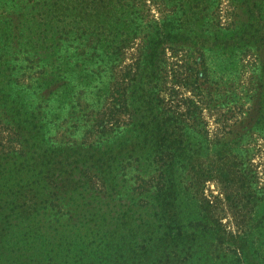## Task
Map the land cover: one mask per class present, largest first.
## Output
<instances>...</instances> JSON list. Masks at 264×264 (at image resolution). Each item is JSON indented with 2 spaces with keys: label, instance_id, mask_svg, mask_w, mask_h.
Wrapping results in <instances>:
<instances>
[{
  "label": "trees",
  "instance_id": "trees-1",
  "mask_svg": "<svg viewBox=\"0 0 264 264\" xmlns=\"http://www.w3.org/2000/svg\"><path fill=\"white\" fill-rule=\"evenodd\" d=\"M261 1L227 0L223 9L222 0H52L50 9L38 14L36 42L30 48L15 45L13 55L0 61V207L2 194L32 199L42 180L56 189L64 182L56 177L70 176L79 165L112 171L113 163H122L123 150L131 149L150 169L141 178V192L156 201L157 219L148 222L142 238L146 245L153 241L152 264H264V189L254 164H229L225 171L228 182L240 186L231 192L243 203L230 209L250 212V220L224 223L218 200L205 195L185 216L174 209L173 176L195 161L188 136L200 135V155L204 149L208 157L236 156L239 136L211 133L203 117V109L211 111L222 98L209 83L207 56L199 51L201 68L174 82L187 88L191 79L199 84L204 78L207 86H196L194 97L166 102L154 83L156 62L167 49L181 41L209 42L207 30H196L200 21L220 29L227 18L235 31L243 8L242 16L248 14L257 28L251 38L244 33L234 38L244 53L256 47L258 58L264 38ZM77 131L83 134L79 142L70 137ZM128 163L121 165L125 169ZM130 235L137 234L130 229Z\"/></svg>",
  "mask_w": 264,
  "mask_h": 264
},
{
  "label": "rangeland",
  "instance_id": "rangeland-1",
  "mask_svg": "<svg viewBox=\"0 0 264 264\" xmlns=\"http://www.w3.org/2000/svg\"><path fill=\"white\" fill-rule=\"evenodd\" d=\"M51 1L0 0V61H7L13 55L15 45L30 48L36 42L38 14L47 12ZM222 1L223 9H226L227 0ZM245 11L243 8L239 12L235 31L227 18L220 29L216 25L202 27L203 21H200L196 30H207L209 42L202 46L181 41L177 48L167 49V53L156 62L159 75V79L154 80L158 84L156 93L166 102L172 99L177 102L194 97L199 84L204 89L207 86L204 78L199 84L191 79L187 88L174 83L175 79H185L191 68L194 71H197L196 67L201 68L198 66L202 64L199 51L204 52L206 65L211 71L209 83L222 98L211 111L204 108L203 117L209 122L211 133L222 136L227 134L225 131H230L234 137L239 136L236 156L231 160L208 157L204 149L200 150V155L197 152L200 135L188 136V143L193 140L195 161L184 169L179 168L173 176V207L180 216L195 211L205 195L208 199L218 200L224 223L250 220V212L239 214L230 209L231 205L243 203L232 195L231 191L240 186L228 182L225 171L229 164L242 163L243 168L254 164L264 189V38L259 43L262 47L258 58V51L253 50L256 47L250 45L247 53L244 48H238L243 43L234 38L235 35L244 33L251 38L257 28V25L251 27L250 23L254 22L248 20V14L242 16ZM180 15L181 12L177 18ZM197 16L201 18L200 14ZM213 21L209 19V24ZM174 25L179 27L180 20ZM190 38L193 42L197 40L195 33ZM172 89L177 92L173 94ZM70 137L79 142L83 134L77 131ZM138 156L139 153L125 149L119 160L124 164L128 161V166L124 169L122 163L116 161L112 171L104 173L96 166L79 165L72 170L71 177H56L55 182L64 180L56 189L48 184V180H42L35 191L37 195L27 198L26 204L22 198L2 194L0 264H152L153 241L146 245L142 238L148 222L157 219L154 217L156 209L152 208L156 201L153 196L141 192V178L150 169L145 168L143 158L138 159ZM116 164L119 165L117 168ZM216 165L215 172L213 167ZM206 176H212L211 180L204 181ZM123 221L128 223L123 224ZM130 229L137 234L135 237H131ZM146 248L149 252L144 255Z\"/></svg>",
  "mask_w": 264,
  "mask_h": 264
}]
</instances>
